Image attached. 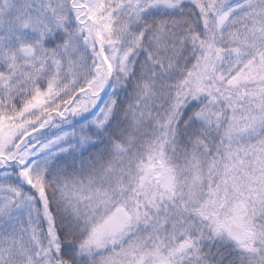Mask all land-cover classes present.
<instances>
[{"label":"snow or ice","instance_id":"1","mask_svg":"<svg viewBox=\"0 0 264 264\" xmlns=\"http://www.w3.org/2000/svg\"><path fill=\"white\" fill-rule=\"evenodd\" d=\"M0 264H264V0H0Z\"/></svg>","mask_w":264,"mask_h":264}]
</instances>
